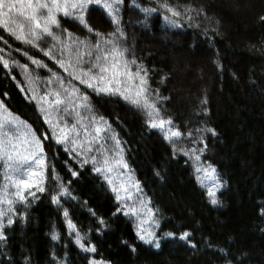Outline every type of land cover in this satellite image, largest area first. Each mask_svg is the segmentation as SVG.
Returning <instances> with one entry per match:
<instances>
[{
	"label": "trees",
	"instance_id": "obj_1",
	"mask_svg": "<svg viewBox=\"0 0 264 264\" xmlns=\"http://www.w3.org/2000/svg\"><path fill=\"white\" fill-rule=\"evenodd\" d=\"M169 3L181 16L171 17L158 0H122L117 6L118 27L124 36L112 37L128 50L126 58L136 61L130 65L133 71L137 66L148 71L149 98L160 109V117L172 121L164 130L152 128L146 112L119 94H97L73 79L71 68L66 72L60 67L58 60L74 59L68 48L83 50L74 41L94 39V33L72 17L58 15L60 27L53 26V32L60 39L44 36L36 41L39 47L15 39L0 27V57L9 61L7 69L0 63V100L4 102L0 139L9 127L18 128L20 152L27 155L23 141L35 134L42 138L44 152L38 155L45 161L44 192L37 191L36 199L29 196L24 202L9 196L14 201L11 206L0 202V211L13 209L0 216L4 236L0 264H264V22L259 20L264 16V0ZM144 8L157 11L145 13ZM165 15L171 19L165 20ZM86 18L102 33L117 27L98 5L86 9ZM41 49H50L51 55ZM32 59L41 63L34 64ZM74 87L79 91L67 97L65 89ZM55 92L71 104L53 111L41 97L50 102ZM85 95L94 112L77 109L86 117L80 122L91 129L95 114L111 125L101 133L100 143L112 149L105 155L86 149H78L77 155L70 143H57L45 122L46 113L40 110L50 113L54 123L67 122L71 127L78 117L62 109L71 108ZM169 127L181 135L166 140ZM78 131L83 140V130ZM113 132L128 167L109 175L117 187L124 183L131 188L138 181L140 189L131 188V199L121 192V201L104 179L107 173L93 171L91 159L96 156L95 167H101L105 156L116 158L119 149L109 139ZM83 160L88 163L82 165ZM208 165L216 169L218 180L204 179L195 171ZM33 167L41 171L39 165ZM72 171L78 174L72 176ZM6 173L11 174L0 158V201L6 195ZM60 184L75 197H62L63 207L51 200ZM214 184L215 204L208 195ZM8 191L14 189L9 186ZM132 206L139 214H126ZM117 208L125 211L117 212ZM64 209L75 231L68 228ZM99 219L105 223L101 225ZM77 232L85 247H95V252L76 243ZM169 232L174 235L167 236ZM184 232L189 236L181 239ZM53 233L56 240L51 238ZM138 233H152V243L140 240ZM157 242L159 248L154 246Z\"/></svg>",
	"mask_w": 264,
	"mask_h": 264
},
{
	"label": "snow or ice",
	"instance_id": "obj_2",
	"mask_svg": "<svg viewBox=\"0 0 264 264\" xmlns=\"http://www.w3.org/2000/svg\"><path fill=\"white\" fill-rule=\"evenodd\" d=\"M120 3H122V0H0V17L3 18L0 19V27H3L4 30L14 36L15 39L21 40L26 44H31L33 47H39V45L36 44V41L41 40L44 36H49L53 40L60 39L53 32V26L57 28L60 27V21L57 18L58 15L72 17L89 33H94V39L90 43L86 40L74 41V43H77L78 45H83V50L80 47L72 50L68 48V46H65L68 48L69 53L74 59L70 58L67 62L65 60H58L57 63L60 67L64 68L66 72L71 68L72 71L69 72V75L72 76L73 79L79 80L81 84L93 89L97 94H119L125 101H128L138 109L146 112L149 117L147 123L152 128L164 130L165 125H171L172 121L171 119L165 120L161 118L160 109L149 98L148 71L140 66H137L135 71H133L130 65H136V61L134 59H127L126 53L128 50L121 48L120 44L112 39L117 33H119V36L121 37L124 36V33L118 27L120 21L118 19L119 9L117 6ZM158 3L160 8L171 13V17L181 16V12L177 10L176 7L172 6L169 3V0H158ZM90 5H98L105 10L107 16L111 19V23L117 25L115 31L102 33L88 24L86 9H88ZM141 10L145 13L157 11V9L149 8ZM185 11H190V9L186 8ZM164 19L170 20L171 18L165 15ZM189 19H191V17H189ZM259 20L264 22V16H260ZM172 22L175 23V21ZM62 31L68 32L67 29H63ZM68 36L71 37L72 33L69 32ZM0 39H3V37H0ZM5 43H7L6 40ZM41 50L44 51V55H51L50 49ZM24 54L27 55V53ZM85 56L90 58L87 62L84 60ZM0 63L3 64L5 69L9 67V61L3 57H0ZM32 63L40 64L41 62L32 59ZM81 64L84 66L81 67ZM23 67L27 68V65H24ZM61 85H63V81H61ZM78 91L79 89L75 87L72 88L71 91L65 89V94L67 97H74L75 93ZM52 95L55 96V99L50 102L47 101L45 97H41V99L44 100L45 103H48L49 108H52L53 111H55L60 105L71 104V100L66 101L61 99L59 92L52 93ZM32 98L36 99L35 96ZM80 100L86 103L81 104ZM88 100V96H82L71 108L65 106L62 109V111L68 113V115H72L73 112L76 113L78 119L75 124L71 125V127H69L67 122H64L63 126H61L60 123H54L50 113H47L44 108H41L40 110L46 113L45 122L50 125L52 129L51 136L55 137L57 143H70L72 145L71 151L77 155L80 154L78 149H86L88 152L99 151L101 155H105V153L111 152L112 149L106 148L104 144L100 143V141L104 139V137L101 136V133L110 130L111 125L108 124L103 116H97L95 114L92 115L90 120V123L93 125L91 129L80 122L81 120L86 119V117H82L77 109L84 107L87 110L94 112L90 103H87ZM3 107L4 102L0 100V108ZM11 123L12 122L10 121L9 124ZM3 127L4 125H0V128ZM78 129H82L85 134L83 140L79 139ZM18 131V128L9 127L7 132L3 133L4 138L0 139V158L6 161L9 172L11 173H6L5 175V179L8 181V184L4 186V192L6 195L0 202L9 206L14 202L13 199L8 198L9 196L14 197L20 202H24L29 196L36 199L37 191H45L43 174L45 161L42 155H38L44 152L41 142L42 138L32 134L30 140L25 139L23 143L27 145L25 151L28 152V154L23 155L20 152L19 136L17 135ZM72 133H76V136L74 137ZM180 135L181 132L179 130H173L169 127L165 132L164 138L166 140H171L173 137H179ZM44 138L46 139L50 137ZM109 139L113 140L115 142V147L119 149V151L116 152V158L110 160L105 156L102 166L95 167V163L97 162L96 156H92L91 159L94 164L93 171L100 173L103 170L107 173L104 176V179L107 180L110 185H113L112 191L116 193L117 201H121L124 198L122 197L121 192H124L128 199H131V188H135L139 191V182L137 181L135 184H131V188L124 183H121L119 187L114 185V181L109 174L115 173L117 168H127L128 165L123 159V149L120 148V140L117 138V135L113 132ZM13 141H16V143ZM92 144L98 145V148L91 147ZM200 151H203V149H200ZM185 154L187 155V153ZM195 160L199 161L200 157L198 155L195 156ZM86 163H88L87 160L81 161L82 165ZM34 165H39L41 171L36 172L33 167ZM195 171L197 173H202L204 179L213 181L218 180L216 169L211 165H208L207 167L198 166L195 168ZM71 174L72 176H76L78 173L72 171ZM118 175L122 176L123 173H119ZM157 175H159V173H157ZM55 179L59 178L56 177ZM198 179H200V177H198ZM9 186L14 189V191L9 192ZM215 187L216 185L214 184L212 188L208 189V195L209 197H213L212 203L214 204L217 203L214 198L215 191L213 189ZM65 196L75 199L69 188L60 184L55 190V194L51 195V200L58 207H63L61 204V198ZM143 203L144 202L141 201L142 205ZM11 211H13L11 207H9L6 212L0 211V216H7L8 212ZM116 211H125V209L117 208ZM129 213L137 215L139 214V209L135 206L128 207L126 209V214ZM92 215H95V213L92 212ZM63 216L67 222L68 228L75 231L76 225L69 218L67 209L63 210ZM99 223L103 225L105 222L103 219H99ZM7 224H13V220L10 217L7 219ZM2 226V223H0V227ZM97 231H99V229H97ZM76 235V243L82 249L92 252L96 251L95 247L86 248L81 242V237L78 232ZM166 235L172 236L174 234L169 232L166 233ZM188 236L189 234L184 232L181 234L180 238L185 239ZM51 238L56 240L58 237L53 233ZM138 238L145 243H152L153 234L145 233L144 235H141L138 233ZM0 239H4L2 234H0ZM154 246L159 248L160 244L157 242ZM92 264H95V262H92Z\"/></svg>",
	"mask_w": 264,
	"mask_h": 264
}]
</instances>
